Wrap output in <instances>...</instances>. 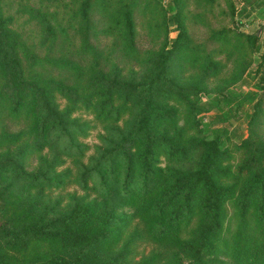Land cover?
<instances>
[{
    "label": "trees",
    "instance_id": "obj_1",
    "mask_svg": "<svg viewBox=\"0 0 264 264\" xmlns=\"http://www.w3.org/2000/svg\"><path fill=\"white\" fill-rule=\"evenodd\" d=\"M2 1L0 264H264V136L258 130L264 72L252 89L217 93L203 107L220 111L213 121L200 117L210 136L191 142L199 148L193 167L163 166L161 154L187 152L184 126L173 134L161 129L177 123L171 101L188 100L192 91L177 80L176 51L205 57L185 39L180 10L171 13L179 29L171 44L165 40L143 55L136 14L144 24L157 2L17 5L37 26L34 33L17 27V13L5 11ZM162 22L146 20L152 29ZM225 30L210 37H225L235 49L245 38L256 46L255 31ZM110 36L108 44L91 41ZM131 57L139 67L126 70L119 60ZM263 65L264 49L258 70ZM79 110L92 119L75 114ZM235 114L246 119L247 134L230 127ZM97 124L100 142L88 153L91 145L82 137ZM229 143L240 151L234 168ZM68 184L76 189L65 204L44 193ZM131 201L129 214L123 207ZM143 241L155 247L133 261Z\"/></svg>",
    "mask_w": 264,
    "mask_h": 264
},
{
    "label": "rangeland",
    "instance_id": "obj_2",
    "mask_svg": "<svg viewBox=\"0 0 264 264\" xmlns=\"http://www.w3.org/2000/svg\"><path fill=\"white\" fill-rule=\"evenodd\" d=\"M126 1V0H122ZM156 6L154 11L148 13L143 18L141 14H136L137 20V41L141 54H147L151 50L158 49L161 44L167 40L168 45L171 44L179 33L177 27L178 23L173 21L171 13L175 9H179L181 13V23L185 28V39H187L193 47L200 51L201 55H205L200 60H192L196 56L195 52H190L189 49H184L185 55L181 52L177 54L173 62V69L177 75V80L180 83H186L191 88L189 99L181 97V101L172 100V104L177 107L176 125L170 122L163 123L161 129H166L169 133L176 132L177 126H184V135L187 152L184 154L174 155L172 157L161 154V165H172L182 167H193L196 163L199 154V148L196 143L191 144L199 137L210 136L208 130L205 129L204 124L200 122V117L203 120L213 121L215 113L220 111L219 108L203 109L209 104L215 94H227L228 90L237 92L245 91L253 88L260 75L264 72V65L259 69L260 52L264 49V0H150ZM3 7L5 11L10 13H17L16 7L23 3H32V5H42L46 0H4ZM171 4L173 9L169 8ZM27 6V5H26ZM25 6V7H26ZM28 13L22 11L17 13L15 25L26 30L33 29L35 33L37 26L31 22L26 21ZM150 19L152 22L163 21L160 29L149 28L146 20ZM166 24V26H165ZM229 29V33H251L256 32L258 36L256 46L252 45L246 38L243 40V45L235 49L232 47L230 41H224L225 37L212 39L210 35L214 30ZM168 31V39L165 38V31ZM228 31V30H225ZM234 31V32H233ZM244 38V37H243ZM242 38V39H243ZM234 40V36L231 37ZM101 40V41H100ZM91 38L94 45L106 44L112 41V36L101 37V39ZM78 41V37L76 38ZM75 47V44H73ZM216 63L213 64L212 60ZM125 65V69L129 70L132 67L137 68L139 65L135 62L136 59H120ZM210 67V69H209ZM209 69L211 72L206 75L205 70ZM63 102L62 98H59ZM198 105V106H197ZM202 107V109L199 108ZM198 109V110H196ZM75 114L82 115L83 118L92 119L93 115L86 110H79ZM238 117H230L228 120L232 121V126H236L240 133L244 135L248 133L247 121L242 114ZM261 122L258 124V130L264 136V113L260 117ZM8 121V118H5ZM221 122H214L219 124ZM11 125V122H10ZM88 134L82 139L88 142L91 147L87 150L90 153L93 150V144L99 143L98 131H101V124H97L88 130ZM230 142V141H229ZM231 156L229 158L231 167L234 168L240 157V151L229 143ZM36 161L31 158L29 163ZM76 189L75 184H68L65 187H52L45 189L44 193L51 201L60 199L62 203H66L68 196L67 192ZM78 189V187H77ZM36 189H34L35 191ZM78 192L81 190L78 189ZM135 202L131 201L123 207V210L129 214L132 213ZM134 219L131 221L132 225ZM130 225L128 226L130 228ZM49 243L43 242L42 248L49 251ZM155 247L150 241H143L137 245V252L133 254L132 260H141L143 257L149 255V250Z\"/></svg>",
    "mask_w": 264,
    "mask_h": 264
}]
</instances>
